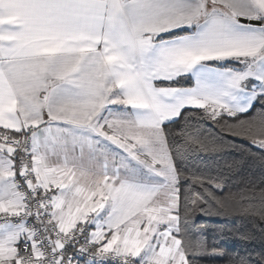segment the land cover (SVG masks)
Returning <instances> with one entry per match:
<instances>
[{"label":"snow or ice","instance_id":"snow-or-ice-1","mask_svg":"<svg viewBox=\"0 0 264 264\" xmlns=\"http://www.w3.org/2000/svg\"><path fill=\"white\" fill-rule=\"evenodd\" d=\"M204 122L264 150V0H0V264L226 257L197 215L264 187L186 171Z\"/></svg>","mask_w":264,"mask_h":264},{"label":"trees","instance_id":"trees-1","mask_svg":"<svg viewBox=\"0 0 264 264\" xmlns=\"http://www.w3.org/2000/svg\"><path fill=\"white\" fill-rule=\"evenodd\" d=\"M177 126L173 125V130ZM202 127L222 139L224 149L219 153L190 157L185 163L188 173L221 174L232 191L250 184L264 187V150L247 140L221 133L211 122H204ZM234 162L236 166L229 170L228 165ZM195 226L210 247H216L227 255L224 258L194 256V264H230L237 257L251 254L253 259H258L260 253H264V222H254L248 217L235 214H198Z\"/></svg>","mask_w":264,"mask_h":264}]
</instances>
